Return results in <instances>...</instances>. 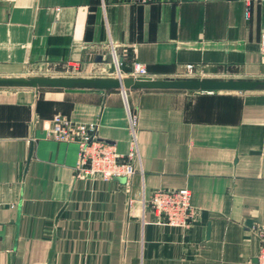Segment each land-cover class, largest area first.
<instances>
[{
	"label": "crops",
	"instance_id": "obj_1",
	"mask_svg": "<svg viewBox=\"0 0 264 264\" xmlns=\"http://www.w3.org/2000/svg\"><path fill=\"white\" fill-rule=\"evenodd\" d=\"M262 33L264 0H0V77L115 76L114 46L123 75L139 61L151 77L264 78ZM126 95L129 182L76 177L77 144L45 130L55 114L98 121L125 154L120 90L0 87V264H255L264 90ZM184 187L188 225L160 223L151 193Z\"/></svg>",
	"mask_w": 264,
	"mask_h": 264
},
{
	"label": "built area",
	"instance_id": "obj_2",
	"mask_svg": "<svg viewBox=\"0 0 264 264\" xmlns=\"http://www.w3.org/2000/svg\"><path fill=\"white\" fill-rule=\"evenodd\" d=\"M247 15V12H245ZM259 52L264 59V33L260 35ZM109 58L113 64L116 75L121 74L120 56L111 46ZM188 73L194 71L193 64H186ZM128 76H147L146 66L133 61L131 72ZM124 106L128 116V127L131 132L128 151L121 154L113 144L100 141L97 136L98 121L79 122L62 114H55L45 127L46 136L58 142H74L77 144V160L74 167L75 176L78 178H90L101 180L123 179L129 182L135 171L134 162L139 157L135 135L137 126V114L130 108L125 90H120ZM190 190L186 187L179 189L158 188L154 190L148 200L153 212L158 216L162 224L185 228L193 215L190 204ZM261 243L256 255L255 264H264V232L260 233Z\"/></svg>",
	"mask_w": 264,
	"mask_h": 264
},
{
	"label": "water",
	"instance_id": "obj_3",
	"mask_svg": "<svg viewBox=\"0 0 264 264\" xmlns=\"http://www.w3.org/2000/svg\"><path fill=\"white\" fill-rule=\"evenodd\" d=\"M97 59H101V56H97ZM0 87L93 88L105 91H254L264 90V78L28 75L0 77ZM246 224L250 225V220H247Z\"/></svg>",
	"mask_w": 264,
	"mask_h": 264
}]
</instances>
